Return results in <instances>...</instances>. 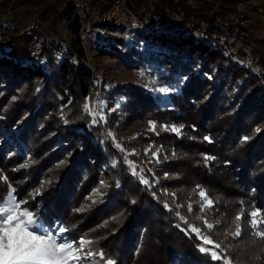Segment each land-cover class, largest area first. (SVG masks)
I'll use <instances>...</instances> for the list:
<instances>
[{
    "label": "trees",
    "instance_id": "obj_1",
    "mask_svg": "<svg viewBox=\"0 0 264 264\" xmlns=\"http://www.w3.org/2000/svg\"><path fill=\"white\" fill-rule=\"evenodd\" d=\"M109 1L0 0V198L14 189L72 243L88 238L93 264H264L248 215L264 216V29L240 10L250 0H128L141 26L88 11ZM86 22L138 30L144 47L101 31L94 46L142 69L150 87L97 80L79 37ZM93 89L106 101L97 123L84 109ZM150 170L164 175L159 185ZM158 186L173 188L179 206ZM200 190L212 201L202 211ZM189 225L221 243L208 245L222 259L200 251Z\"/></svg>",
    "mask_w": 264,
    "mask_h": 264
},
{
    "label": "snow or ice",
    "instance_id": "obj_2",
    "mask_svg": "<svg viewBox=\"0 0 264 264\" xmlns=\"http://www.w3.org/2000/svg\"><path fill=\"white\" fill-rule=\"evenodd\" d=\"M141 75H144L142 72ZM155 83V81H153ZM160 92H167L168 88H159ZM102 107V103L100 105ZM86 112L92 115L93 123H97L96 117L100 116L99 112H92L88 104L84 105ZM173 131L179 132V129L173 128ZM205 139H209L205 137ZM246 139V138H245ZM155 155V153H153ZM206 160L212 159L205 157ZM133 174H136L135 171ZM141 182L148 184L149 181L140 177ZM14 189L8 193L6 197L0 198V264H69V261H74L75 264H85V262L96 253L84 251V245L90 243L81 239L78 244L68 242L63 233L67 231L65 227L53 229L41 217L37 216L34 211L28 208L21 209V204H27L26 201H18L13 195ZM199 195L205 198L206 194L201 190ZM212 201L208 200L207 204L211 205ZM167 206V205H166ZM204 205H201L203 209ZM191 211V205H189ZM243 209L236 215L237 231L235 235L240 234L239 221L241 220ZM252 219L249 225L253 229L255 236L264 239V216L258 211H251L248 214ZM259 217V219H257ZM183 219V217H181ZM187 223V222H186ZM206 226L211 229L214 225L204 221ZM193 232L201 236L204 244H213L214 248H221V243L212 241L209 237L203 236L200 230L195 226L189 225ZM202 252H211L214 260L222 259V257L214 250L200 247ZM101 259L104 254L99 253ZM106 264H114L111 259L106 261ZM223 264H232L230 260H224Z\"/></svg>",
    "mask_w": 264,
    "mask_h": 264
},
{
    "label": "rangeland",
    "instance_id": "obj_3",
    "mask_svg": "<svg viewBox=\"0 0 264 264\" xmlns=\"http://www.w3.org/2000/svg\"><path fill=\"white\" fill-rule=\"evenodd\" d=\"M111 2H112V0H110L109 3L106 4V6L104 8H99L97 6H91L88 8V11L90 12V14L94 18L96 17L98 20L101 21V13H94L93 9H98L99 11L102 12L107 7L110 6ZM126 4L131 8L133 13L138 16V14L133 10L132 6L129 4L128 0H126ZM251 6H255L257 9H253ZM240 10L242 12H245L246 14H248L251 17V20H253L257 25H259L258 29H260V30L264 29V0H250L249 4L241 5ZM32 15H34V14H33L32 10H30L28 16L31 17ZM174 15H175L174 13H170L168 15L167 19L169 22L173 21ZM59 30H60L62 38L68 39V37L70 36L71 33L68 30L65 22H62L59 24ZM98 31H101L102 33H106V34L116 35V36L121 35L126 39L127 43H129L131 45L135 44L139 47L145 46L144 38L140 37L138 35V30L136 28H134L133 26L123 27V28H115V27L112 28L110 26L103 28V27L99 26V28H96V27L91 26V24L89 22L84 23L83 26L79 29V37H80V41L82 43V46L84 48V51L86 53L88 63L95 69V75H96L97 80L98 81L104 80V84L106 86L109 85L110 83H112L114 80H120V81H125V82L132 81V82H136V83H138L144 87H150L149 81L147 79V75L145 74V72L142 69L125 68L121 64H118L115 59L110 58L106 54H102L98 50L95 49V46H94L95 45V34L94 33L98 32ZM166 31H168V34H171L174 36L181 35V32L179 30L174 29V28H172L170 30H166ZM142 72L144 73V75H141ZM162 87L163 86H157L156 92H159L160 94L165 95L166 92L162 93L158 90L159 88H162ZM259 89L264 90V82H261L259 84ZM101 103H102V107H100ZM86 104L89 105V108L92 110V112L98 111L100 115H103L102 109L106 106V101L102 98V91L100 89H93L88 96ZM152 127H153V125L151 122L146 124L147 129H151ZM111 132H113V131L110 130V133ZM122 136H123V134L121 132L120 137H122ZM117 143H120V142H117ZM147 149H148V146L145 147V151ZM153 153H155V151ZM150 172H151V177H152V185H156V186L159 185L160 179H162L164 177V175L155 174L151 170H150ZM158 189H159L158 191L160 194H162L164 196L166 194V196H168L169 198L172 199V201L175 203L176 206H179V203L177 202V194L173 188L171 189L168 187H159L158 186ZM10 191H12V189H10L9 192ZM202 191L205 193L204 190H202ZM13 195L15 196L14 193H13ZM208 200L211 201V199L207 195L205 196V198H203V199L201 198L200 209H199L200 211H202V209H201L202 204L204 205V207L210 206L209 204H207ZM189 205H191V211H192L193 210V204L190 200H188L186 203L188 211H189ZM23 208L24 207L21 204V209H23ZM253 211H257V210H253ZM201 219H202L203 223L206 220L208 223L214 225V220H210L204 215L201 216ZM257 219H259V218H257ZM204 225H205V227H207L205 223H204ZM60 226L61 225L54 226L52 228L55 229V228H58ZM262 227H264V225ZM62 235L68 242H72V241H70V239L67 236L64 235V233ZM206 237H208V236H206ZM81 239H83L84 241L89 240L86 237H80L77 239V244ZM203 246L205 248L212 249V250L216 251L211 245L209 246L207 244L206 246L205 245H203ZM85 248H86V246L84 247V250H85ZM94 260L95 259L93 258L90 262L86 261L85 264H93ZM69 264H75V262L70 260Z\"/></svg>",
    "mask_w": 264,
    "mask_h": 264
},
{
    "label": "built area",
    "instance_id": "obj_4",
    "mask_svg": "<svg viewBox=\"0 0 264 264\" xmlns=\"http://www.w3.org/2000/svg\"><path fill=\"white\" fill-rule=\"evenodd\" d=\"M94 13H101V22H110L115 25L127 26L136 23L138 26L142 25L139 17L133 13L131 8L126 4V0H112L109 7L104 11L93 9ZM96 28H99L97 26Z\"/></svg>",
    "mask_w": 264,
    "mask_h": 264
}]
</instances>
